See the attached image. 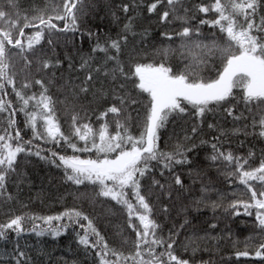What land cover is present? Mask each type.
Returning <instances> with one entry per match:
<instances>
[{
  "label": "snow or ice",
  "instance_id": "6c2138e0",
  "mask_svg": "<svg viewBox=\"0 0 264 264\" xmlns=\"http://www.w3.org/2000/svg\"><path fill=\"white\" fill-rule=\"evenodd\" d=\"M118 7L124 18L112 11L113 21L122 24L113 36L99 26L96 31L84 27L85 0H48L43 7H34L32 15H22L16 0H0L2 203L17 200L8 191V181L12 175H22L20 154L34 155L62 168L65 181L91 188V200L114 202L131 234L130 238L121 230L120 243L129 246L125 252L110 246L93 219L79 208L66 207L52 215L17 214L8 208L0 221V240L12 243L5 252L7 264H39V258L34 261L20 240L28 233L57 237L71 225H78L73 229L78 245L91 254L93 264H214L212 244L220 239L219 234L213 235L220 226L218 209L227 217L237 216L243 208L264 241V147L258 163L252 149L237 153L223 147L238 134L264 142V0H210L194 5L198 12L214 16L199 21L219 29L220 36L214 33L211 40L200 39V27L190 26L196 17L189 16L184 0H150L143 10L136 0ZM144 12L155 15L161 25L179 22L175 29L159 32L160 44L150 52L146 41L151 29L136 31ZM77 34L89 40L87 52L82 51V44L76 47ZM174 41H179L175 47ZM69 44L74 51H57ZM174 53H179L181 66L169 62ZM18 60L27 70L19 84ZM72 73H82L83 78ZM52 87L62 94L60 102L71 114L67 133L56 117ZM131 105L138 106V117L143 113L138 135L131 131ZM17 111L24 114V128L31 131L28 140L16 127ZM90 111L96 115L95 122L88 118ZM218 113L225 120L230 118L233 127L225 128ZM170 117L190 118L191 124L186 121L183 135L177 134L175 143L161 148L160 129ZM202 134L209 139L200 138ZM33 139L63 151L49 149L43 155L39 145L36 150L31 146ZM204 145L210 151L201 160L199 151ZM213 167L227 185L234 186L230 193L205 180L206 169ZM185 176L191 183H184ZM197 179L199 195L193 188ZM181 197L189 203L181 209L183 219L177 224L171 213L173 202ZM189 207L197 212L201 207L211 208L212 222L205 219L202 223L207 227H197L201 221L190 215ZM203 253H209V259ZM235 255L250 253L236 251ZM254 255L264 257V242Z\"/></svg>",
  "mask_w": 264,
  "mask_h": 264
},
{
  "label": "trees",
  "instance_id": "16d2710c",
  "mask_svg": "<svg viewBox=\"0 0 264 264\" xmlns=\"http://www.w3.org/2000/svg\"><path fill=\"white\" fill-rule=\"evenodd\" d=\"M122 2L131 3V0H85L87 15L82 18L84 27H91L93 31H96V27L99 26L104 32H110L114 36L120 27H122V24L117 25L113 21L111 13L112 11H116L117 16L123 19L124 14L118 7ZM147 2H150V0H136V3L141 5V10H143ZM200 2L208 3L210 0H184L185 5L190 9L189 16L194 15L196 17L189 21L190 26L200 27V39L202 40L213 39L214 33L215 37H219L220 33L218 28H213L208 24H199L201 19L214 18L211 13H200L195 9L194 5H198ZM16 3L22 15H32L34 7L41 8L48 3V0H16ZM128 15H132V13L129 12ZM178 23L179 22L174 21L172 24L161 25L157 22L155 15H149L144 12L137 20L136 31H139L142 27H149L151 29V33L146 41L148 46L147 50L150 52L152 48L160 44L158 38L159 32L164 29H175ZM129 39L131 41V37H129ZM178 43L179 41H174L173 47ZM81 44L82 51L87 52L90 48L89 40L86 36L81 40L79 34H77L76 47H80ZM129 48H131V43L129 44ZM63 50L74 51L72 44H69L67 49H63L62 46V48L57 51L62 54ZM127 55L128 50L126 49L124 58H126ZM136 58L140 59V57ZM151 58L152 57L149 56L147 59ZM169 62L173 67L181 66L179 53H174ZM184 62L187 61L185 60ZM64 67L66 69V63ZM15 71L17 73V84H19L23 79L24 72L27 70L24 68L23 63L18 60ZM72 75H79L80 79L83 78L82 73H72ZM10 88L11 86H9V90ZM33 90L35 91V89ZM50 93L57 100L56 117L59 120L62 130L67 133L71 114L65 110V104L60 102L63 96L55 87L51 88ZM81 103H83V101ZM92 107L94 108L95 105H92ZM137 108V105H131L129 112L132 116L131 131L133 134L138 135L139 128L137 125L139 120L142 119L143 113L141 110V115L138 117ZM81 115L84 114L81 113ZM217 115L225 128L233 127L230 118L225 120L222 114L218 113ZM88 118H90L91 122H95L96 115H93L90 111ZM24 119V114L17 111L16 127L22 129L24 139L28 140L31 138V131L24 128ZM209 119H212L211 115ZM186 121L187 124H191L190 118L180 119L170 117L166 126L160 129L161 139L159 143L161 148H165L166 144L170 147L175 143L177 134L180 136L183 135L181 129L185 126ZM205 131H207V129H205ZM200 138L209 139V136L202 134ZM241 141H244V143L241 144ZM36 145H39L40 148L43 149V155H48L49 149L63 151V149L54 144L45 143L39 139H33L31 146L34 150H36ZM223 147L226 149L231 148V150L237 153H246L249 149H252L256 152L255 162L258 163L260 149L264 147V142L256 136L249 135L245 138L244 135L238 134L234 137H229V143H224ZM206 151H210V148L207 145L202 146L199 151L201 160H203ZM67 152L71 153V149H67ZM18 171L22 173V175H12L8 181V191L14 193L17 200L8 204H3L2 198H0V221L5 219L4 212L8 208H11L13 212L17 214L21 211H30L37 212L41 215H52L63 211L66 207H76L86 212L89 217L93 219V222L96 224L101 234L109 241L110 246H115L125 252L129 250L128 245H122L120 243V233L123 229L124 234L130 238L131 234L126 229L125 215L118 210V206H113L114 202H107L101 199L95 201L91 200L88 198L92 192L91 188L86 189L84 186H76L71 184V182L65 181L63 179L62 168H57L50 162L41 160L34 155L24 156L20 154ZM205 180H212L216 188L229 193L232 187H234L227 185L224 176L220 175L214 167L206 169ZM184 183L186 185L191 183L187 176H185ZM199 187L200 181L197 179L193 186L195 195H199ZM187 195L188 193H185V196ZM212 198L216 199V196L213 195ZM243 198H247V196L243 195ZM173 203L175 206L172 209L171 215L175 218L174 222L178 224L183 219L181 209L189 203V200H185L181 197ZM21 204L26 205V207L22 208ZM188 212L191 216L196 217V221H201V223H196V221H194L199 228L207 227L202 223L205 219H207L209 223L212 222L213 211L211 208L201 207L199 212H197L195 209L189 207ZM216 215L220 220V226L213 235L219 234L220 239L217 243L212 244L214 251L211 253V258L214 264H264V257H257L254 255L256 247L264 241L256 235V230L252 227L251 219L244 213L243 208L240 209L237 216L226 217L219 209L216 210ZM170 225L171 222H169L168 226ZM27 226L31 227L30 224ZM74 228L78 229V225H71L65 232H62L57 237H52L47 234L37 237L33 233H28L20 240V243L22 247L25 246V243L27 244L28 247L25 249L26 252L33 257L34 261L39 258V264H65V261L71 264L74 260L77 261L78 264H93L91 254H86L83 247L78 245L76 232L73 231ZM221 229H225V232H221ZM228 230L231 232L230 237L227 236ZM166 231L167 228H165V232ZM245 244L248 245L247 249H245ZM11 247L12 243L10 241L5 242L0 240V264H7L5 252ZM244 250L249 251L250 255L247 257H237L235 255L236 251ZM45 253L47 255H45ZM200 255L201 254L198 253L197 258H199ZM203 258L206 260L209 259V253H203Z\"/></svg>",
  "mask_w": 264,
  "mask_h": 264
}]
</instances>
